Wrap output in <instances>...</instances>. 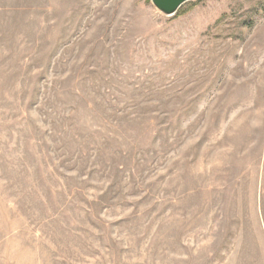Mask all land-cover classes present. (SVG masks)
I'll use <instances>...</instances> for the list:
<instances>
[{"label": "rangeland", "instance_id": "obj_1", "mask_svg": "<svg viewBox=\"0 0 264 264\" xmlns=\"http://www.w3.org/2000/svg\"><path fill=\"white\" fill-rule=\"evenodd\" d=\"M0 264H264V0H0Z\"/></svg>", "mask_w": 264, "mask_h": 264}, {"label": "water", "instance_id": "obj_2", "mask_svg": "<svg viewBox=\"0 0 264 264\" xmlns=\"http://www.w3.org/2000/svg\"><path fill=\"white\" fill-rule=\"evenodd\" d=\"M195 0H152L155 8L167 17H172L180 10L186 3Z\"/></svg>", "mask_w": 264, "mask_h": 264}]
</instances>
